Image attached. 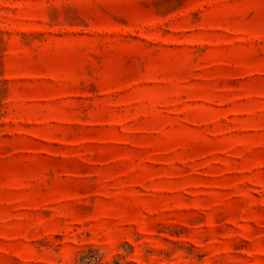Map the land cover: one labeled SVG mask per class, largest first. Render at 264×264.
I'll return each mask as SVG.
<instances>
[{"label": "rangeland", "instance_id": "obj_1", "mask_svg": "<svg viewBox=\"0 0 264 264\" xmlns=\"http://www.w3.org/2000/svg\"><path fill=\"white\" fill-rule=\"evenodd\" d=\"M0 264H264V0H0Z\"/></svg>", "mask_w": 264, "mask_h": 264}]
</instances>
